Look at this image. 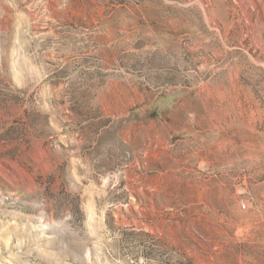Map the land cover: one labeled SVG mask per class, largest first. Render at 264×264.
<instances>
[{
    "label": "rangeland",
    "instance_id": "1",
    "mask_svg": "<svg viewBox=\"0 0 264 264\" xmlns=\"http://www.w3.org/2000/svg\"><path fill=\"white\" fill-rule=\"evenodd\" d=\"M0 264H264V0H0Z\"/></svg>",
    "mask_w": 264,
    "mask_h": 264
}]
</instances>
